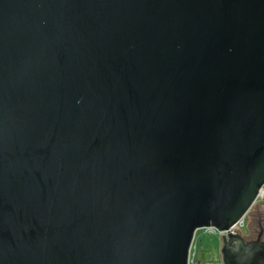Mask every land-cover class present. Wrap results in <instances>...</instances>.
Segmentation results:
<instances>
[{
	"label": "water",
	"instance_id": "water-1",
	"mask_svg": "<svg viewBox=\"0 0 264 264\" xmlns=\"http://www.w3.org/2000/svg\"><path fill=\"white\" fill-rule=\"evenodd\" d=\"M264 0H0V264H264Z\"/></svg>",
	"mask_w": 264,
	"mask_h": 264
},
{
	"label": "rangeland",
	"instance_id": "rangeland-1",
	"mask_svg": "<svg viewBox=\"0 0 264 264\" xmlns=\"http://www.w3.org/2000/svg\"><path fill=\"white\" fill-rule=\"evenodd\" d=\"M247 229L245 238L253 239L256 237L259 229L263 230L262 239L264 240V205L262 203L254 205L247 218ZM193 247L197 258L203 255L207 260H213L214 264H222L220 248L221 240L216 235L204 233L203 229L195 232Z\"/></svg>",
	"mask_w": 264,
	"mask_h": 264
},
{
	"label": "built area",
	"instance_id": "built-area-1",
	"mask_svg": "<svg viewBox=\"0 0 264 264\" xmlns=\"http://www.w3.org/2000/svg\"><path fill=\"white\" fill-rule=\"evenodd\" d=\"M260 203H262L264 205V185L259 189V192H258V195L256 197L254 205L260 204ZM248 213L233 227L232 230L239 232L243 235L246 233L245 229H247V226H248L247 225ZM202 229H203L204 233H207L209 235H216L221 240L222 233L219 232L216 228L209 226V227H204ZM194 237H195V235H194ZM193 242H194V239H193ZM198 259L199 258L196 257L195 248L193 247V243H192L190 253H189L188 264H214L213 260H207L206 262L198 263V261H197Z\"/></svg>",
	"mask_w": 264,
	"mask_h": 264
},
{
	"label": "trees",
	"instance_id": "trees-1",
	"mask_svg": "<svg viewBox=\"0 0 264 264\" xmlns=\"http://www.w3.org/2000/svg\"><path fill=\"white\" fill-rule=\"evenodd\" d=\"M198 263H200V262H206L207 261V259L205 258V256L203 255L201 258H199L198 260Z\"/></svg>",
	"mask_w": 264,
	"mask_h": 264
},
{
	"label": "flooded vegetation",
	"instance_id": "flooded-vegetation-1",
	"mask_svg": "<svg viewBox=\"0 0 264 264\" xmlns=\"http://www.w3.org/2000/svg\"><path fill=\"white\" fill-rule=\"evenodd\" d=\"M246 239H248V238H246Z\"/></svg>",
	"mask_w": 264,
	"mask_h": 264
}]
</instances>
